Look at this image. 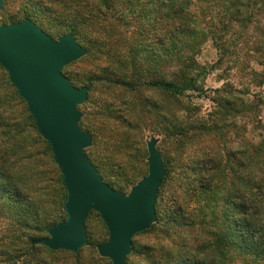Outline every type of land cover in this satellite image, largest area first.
I'll return each mask as SVG.
<instances>
[{"label": "trees", "instance_id": "trees-1", "mask_svg": "<svg viewBox=\"0 0 264 264\" xmlns=\"http://www.w3.org/2000/svg\"><path fill=\"white\" fill-rule=\"evenodd\" d=\"M50 1L61 4L54 10L64 26L60 35L71 32L86 49L83 57L62 69L71 84L89 88L86 102L103 86L122 88L117 103L103 102L94 120L82 112L79 122L92 135V145L85 149L87 157L103 181L118 191L139 180L132 182L142 158L134 149L135 132L148 114L159 111L147 93L161 90L181 96L186 90H197L192 66L200 37L218 40L220 32H230L243 38L250 25L261 37L255 50L258 64H264V0H165L161 44L165 75L156 70L158 64L151 56L155 53L148 49L140 57L139 50L112 23H105L108 13L102 6L108 11L112 0ZM216 6L221 9L213 15ZM116 11L109 10V14L114 16ZM25 18L36 23L28 14L19 21ZM108 24L112 34L103 37ZM147 33L143 30V35ZM93 60L95 66L90 65ZM76 64L83 73L72 76L65 71ZM220 100L218 119L208 122L180 120L165 105V133L172 139L162 186L168 183L169 197L165 196L162 213L158 208L161 186L155 201L156 221L136 234H145L152 242L139 247L132 242L127 264H264V126L258 125L259 140L243 145L240 151L225 143L217 148L216 137L232 129L228 116L239 112L233 100ZM247 108L253 111L252 105ZM98 141L99 146L103 142L104 153ZM111 167L124 177L114 179ZM65 197L50 145L39 135L25 101L0 66V264H104L109 260L96 251L107 239L95 244L86 236V245L76 253L31 244L47 235V227L65 220Z\"/></svg>", "mask_w": 264, "mask_h": 264}, {"label": "water", "instance_id": "water-1", "mask_svg": "<svg viewBox=\"0 0 264 264\" xmlns=\"http://www.w3.org/2000/svg\"><path fill=\"white\" fill-rule=\"evenodd\" d=\"M85 54L71 32L54 39L29 18L0 23V66L25 101L39 135L50 145L66 191L65 220L47 227V235L31 244L76 253L87 243L85 221L95 211L108 232L107 240L96 246L98 255L110 264H127L134 236L156 221V196L167 170L158 138L150 135L145 141V176L128 192L103 181L85 153L92 135L79 126L83 115L79 106L86 102L89 88L75 87L62 72Z\"/></svg>", "mask_w": 264, "mask_h": 264}, {"label": "rangeland", "instance_id": "rangeland-1", "mask_svg": "<svg viewBox=\"0 0 264 264\" xmlns=\"http://www.w3.org/2000/svg\"><path fill=\"white\" fill-rule=\"evenodd\" d=\"M112 1L114 5L111 8L109 7L108 11L104 5L102 6L103 11L106 9L108 13L105 23H112L115 31L117 30L125 37V41L129 40L134 46V50L137 52L139 50L140 57L146 56L145 53L148 52V49L151 51L150 54L155 53L151 56L156 59L158 64L156 70L165 75V49L164 45H161L165 39V18L163 17L165 15V0ZM60 5L50 0H4L0 10V23L16 22L28 14L32 16L40 28L55 39L60 36L64 27L54 12L55 7ZM115 9L117 10L116 15L109 14V10L115 11ZM218 9L221 8L219 6L214 8L213 15ZM157 11L164 14L159 15L156 13ZM162 18L164 19L162 20ZM214 20L217 25L218 21L215 16ZM105 23H103V26ZM138 24L142 26L139 28ZM106 26L103 37H109L112 34L109 28L110 24ZM231 27H233V24H231ZM143 30L148 32L147 35H143ZM251 30L252 27L249 25L246 30L248 34L246 36L249 37L244 36L243 38L235 37L236 34H230V32L228 34L220 32L218 40L206 35L199 38L195 64L192 66L197 81V90H186L181 96H169L161 90H151L147 93V96L159 105V111L153 112V115L152 113H150L151 115L148 114L145 117L147 120H143L135 132L134 149L142 158L137 165L139 171L133 176L132 182L140 179L147 172L145 141L149 139L150 135L158 138L157 148L163 159L169 157L167 153L171 148L169 142H171L172 135L169 136L165 133V119L162 117L165 114V105L180 120L198 119L208 122V119H218L220 98L233 100L239 112L228 116V122L231 120L233 124L232 129L228 131L224 129V135L219 138L216 137L220 144L217 148L221 149V144L225 143L229 149L240 151L243 149V145L245 146L250 142L256 143L259 140L258 125L264 126V64H258L257 61L260 59L258 60L259 55L255 50L261 37ZM87 36L92 38L90 33H87ZM261 42L264 43V40H261ZM141 47H144L147 51H143ZM101 54L104 55V53ZM95 64L94 60L90 63L92 66H95ZM65 71L72 76L75 73L84 72L82 67L77 66V64ZM168 71L170 70L168 69ZM121 92L122 88L116 85H111L108 88L103 86L93 93L90 102L80 105V110L84 112L87 119L94 120L96 113L101 109V104L109 100L117 103L116 99ZM250 105L253 106V111L247 110ZM99 150L102 153L106 151L102 141ZM111 172L114 179L124 177L123 172L113 167H111ZM167 184L164 182L158 198V208L162 213L165 210V196L166 198L169 197ZM129 189L130 185L122 191L128 192ZM85 225L86 236L95 244L107 239V230L97 212L89 213ZM146 237L145 234H138L133 238V242L138 247L147 241L152 242V240H147ZM138 258L141 260L140 257ZM108 262L109 260H106L104 264H108Z\"/></svg>", "mask_w": 264, "mask_h": 264}]
</instances>
